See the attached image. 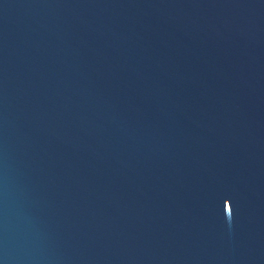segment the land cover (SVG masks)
Here are the masks:
<instances>
[{
  "label": "water",
  "instance_id": "water-1",
  "mask_svg": "<svg viewBox=\"0 0 264 264\" xmlns=\"http://www.w3.org/2000/svg\"><path fill=\"white\" fill-rule=\"evenodd\" d=\"M0 264H264V0H0Z\"/></svg>",
  "mask_w": 264,
  "mask_h": 264
}]
</instances>
